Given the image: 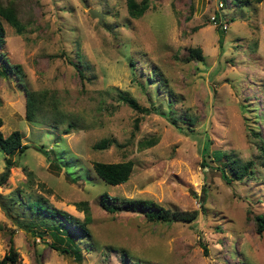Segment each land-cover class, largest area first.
Wrapping results in <instances>:
<instances>
[{
	"label": "rangeland",
	"instance_id": "374dc122",
	"mask_svg": "<svg viewBox=\"0 0 264 264\" xmlns=\"http://www.w3.org/2000/svg\"><path fill=\"white\" fill-rule=\"evenodd\" d=\"M16 2L23 30L2 21L0 52L21 80L0 74V131H19L27 147L12 156L0 200L19 193L79 220L74 203L85 200L90 221L89 236L74 238L76 260L43 228L17 225L27 211L0 207V258L11 237L14 264H264V234L252 219L264 215V0H147L138 18L127 15L124 0ZM190 48L201 59L184 62ZM23 86L46 93L32 121ZM122 96L150 112L134 111ZM151 136L152 146L137 148ZM101 138L114 143L92 149ZM223 153L239 167L251 162L252 174L234 178ZM5 157L0 151V173ZM125 160L131 173L117 185L91 168ZM102 192L198 213L191 222H149L136 211H104Z\"/></svg>",
	"mask_w": 264,
	"mask_h": 264
},
{
	"label": "trees",
	"instance_id": "16d2710c",
	"mask_svg": "<svg viewBox=\"0 0 264 264\" xmlns=\"http://www.w3.org/2000/svg\"><path fill=\"white\" fill-rule=\"evenodd\" d=\"M261 0H231L234 6L248 5L253 2H260ZM230 2V1H229ZM126 13L130 18L140 17L144 11L148 8L147 0H124ZM222 5V4H221ZM19 7L16 0H0V48L4 43V28L2 21H5L9 26L13 28L16 33H20L23 30V24L19 19ZM221 31L220 29H218ZM1 64L0 74L2 75H14L17 80H21V71L19 66L8 62L7 58L0 52ZM181 59L184 62H188L192 59H201V53L198 48H190L187 54L183 55ZM74 66L76 64H73ZM79 75L82 77V73L78 70ZM21 84V82H18ZM152 83H157L156 80ZM22 85V84H21ZM23 92L25 95V119L28 121L34 120L35 113L37 111L38 103L43 101L45 92H34L25 89L23 86ZM122 102L129 106L131 109L138 113L147 114L150 109L140 106L133 98L122 96ZM56 113H54L55 115ZM170 124H174L175 118L170 114L168 116ZM137 119H134V128H137ZM2 121L0 119V126ZM156 142V137H146L137 141V148L142 149L152 146ZM114 141L107 138H101L94 142L91 147L94 150H103L108 148ZM209 142H206L203 146V151L207 150ZM27 147L25 144H21V134L17 130H12L8 135L3 136L0 131V151L5 154L4 169L0 173V185L4 183L9 174V168L13 165L14 161L12 156L15 153H21ZM222 152H218L216 157H219ZM206 155V152L203 153ZM224 154V153H223ZM223 165L227 166L229 173L236 179H241L243 175H251L250 165L251 162H247L243 167L236 165V161L233 158H229L224 154ZM247 167L249 171L246 172ZM91 168L95 175L100 178L105 184L117 185L124 183L132 169V161L125 160L119 162H92ZM220 176L227 182L222 168H219ZM98 205L101 209L108 213H115L121 210L136 211L142 213L146 221L158 222V223H171L173 221L191 222L197 216V210H170L157 204L156 202L148 199H121L116 196H110L106 192L100 193L98 197ZM75 209L83 212L84 216L82 220L51 206H48L40 199H31L28 197H21L19 193L11 194L9 198L3 203L0 200V207L3 211L9 215L14 207H19L29 217L28 220L21 221L17 218V225L26 228L31 231L34 228H43L48 232L53 241L64 246L59 248L60 251L69 253V250L75 247L74 238H84L89 236L86 224L90 221L89 210L85 200L74 203ZM23 211V213H24ZM204 208L202 202H200V212L202 213ZM249 217V216H248ZM253 230L257 235L264 234V215L255 214L252 215ZM33 231V230H32ZM55 247L54 244H51ZM57 249V246H56ZM204 254L206 250L203 248ZM72 256L79 260L80 254L75 249H72ZM18 262V253L13 247L11 237L8 238V248L6 252L0 258V264H14ZM155 264V263H147Z\"/></svg>",
	"mask_w": 264,
	"mask_h": 264
},
{
	"label": "water",
	"instance_id": "95a60500",
	"mask_svg": "<svg viewBox=\"0 0 264 264\" xmlns=\"http://www.w3.org/2000/svg\"><path fill=\"white\" fill-rule=\"evenodd\" d=\"M88 13L90 14V16L92 17H96L97 18V21L99 22L100 21V13H98L97 11H95L94 9L92 8H89L88 9Z\"/></svg>",
	"mask_w": 264,
	"mask_h": 264
},
{
	"label": "built area",
	"instance_id": "2783aa9c",
	"mask_svg": "<svg viewBox=\"0 0 264 264\" xmlns=\"http://www.w3.org/2000/svg\"><path fill=\"white\" fill-rule=\"evenodd\" d=\"M217 7H221V4L220 3H217ZM214 18V16H213ZM217 26L220 28V29H225L226 28V23L224 20H220L218 23H217Z\"/></svg>",
	"mask_w": 264,
	"mask_h": 264
}]
</instances>
